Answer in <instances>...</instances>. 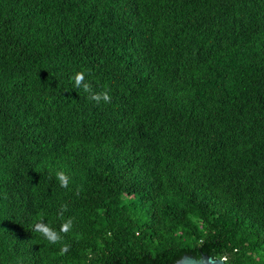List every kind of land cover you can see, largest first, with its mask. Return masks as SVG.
Listing matches in <instances>:
<instances>
[{
	"label": "trees",
	"instance_id": "trees-1",
	"mask_svg": "<svg viewBox=\"0 0 264 264\" xmlns=\"http://www.w3.org/2000/svg\"><path fill=\"white\" fill-rule=\"evenodd\" d=\"M203 254L264 264V0H0V264Z\"/></svg>",
	"mask_w": 264,
	"mask_h": 264
},
{
	"label": "clouds",
	"instance_id": "clouds-1",
	"mask_svg": "<svg viewBox=\"0 0 264 264\" xmlns=\"http://www.w3.org/2000/svg\"><path fill=\"white\" fill-rule=\"evenodd\" d=\"M72 80L74 81V87L82 89L84 92L88 93V98L94 101L97 105L101 102L108 104L111 103L112 97L110 95V89L107 86L100 92H94L90 83H88L85 79V72L78 71L75 72L72 76ZM55 174V179L58 181L61 188L68 189L70 184V177L63 170H52L49 173V179L52 178V173ZM81 189L76 188L75 194L77 196L80 195ZM68 210L67 204H61L60 208L57 212V218L61 221L59 230L53 228L49 223L45 222L42 218H38L32 224L31 228L33 232L39 233L44 239H46L51 244L62 243L63 235H67L73 226L74 219L72 217L65 218L64 213ZM63 234V235H62ZM70 249V245L67 243H62L61 252L67 253ZM90 258V257H89ZM218 264L226 259L224 255H220L216 257Z\"/></svg>",
	"mask_w": 264,
	"mask_h": 264
},
{
	"label": "water",
	"instance_id": "water-1",
	"mask_svg": "<svg viewBox=\"0 0 264 264\" xmlns=\"http://www.w3.org/2000/svg\"><path fill=\"white\" fill-rule=\"evenodd\" d=\"M175 264H218V262L217 259L203 254L199 259H195L192 256L184 255ZM221 264H226L225 260H223Z\"/></svg>",
	"mask_w": 264,
	"mask_h": 264
}]
</instances>
